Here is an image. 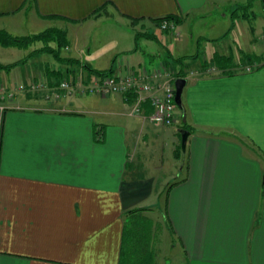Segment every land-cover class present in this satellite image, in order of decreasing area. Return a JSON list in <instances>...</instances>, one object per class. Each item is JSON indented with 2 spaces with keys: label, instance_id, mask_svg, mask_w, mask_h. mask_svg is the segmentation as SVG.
Masks as SVG:
<instances>
[{
  "label": "crops",
  "instance_id": "0c3cea01",
  "mask_svg": "<svg viewBox=\"0 0 264 264\" xmlns=\"http://www.w3.org/2000/svg\"><path fill=\"white\" fill-rule=\"evenodd\" d=\"M225 1L0 0V24L11 28L27 14L78 25L115 16L154 36L150 28H160L152 19L170 15L174 27L195 23L209 30L230 19L233 28L244 17L234 8L251 0ZM99 7L108 13L93 16ZM245 27L255 38L253 26ZM261 52L245 51L232 66L217 64L211 72L204 67L212 60L198 58L193 70L200 73L186 77L176 128L127 114L117 93L55 98L28 89L34 81L51 84L62 76L37 54L1 69L6 89L23 86L0 110V264H118L129 209L150 220L144 238L153 264L159 236L177 264H264ZM217 55L223 60V53ZM249 62L255 66L243 69ZM140 63L135 54L129 64ZM110 65L113 71L128 66ZM182 122L189 127L183 159Z\"/></svg>",
  "mask_w": 264,
  "mask_h": 264
},
{
  "label": "rangeland",
  "instance_id": "374dc122",
  "mask_svg": "<svg viewBox=\"0 0 264 264\" xmlns=\"http://www.w3.org/2000/svg\"><path fill=\"white\" fill-rule=\"evenodd\" d=\"M223 2L226 1L223 0ZM235 10L239 14H244V17H240L236 21L233 20L236 23L233 28L230 27L232 24L230 23L232 22L230 19H227L225 23L227 26H225V24L223 26L222 24L223 28L219 26L209 30L206 28L207 26H201L195 23H189L188 25L178 24L173 29H160L162 31L159 29L157 30V28L153 26L149 31L154 32L156 38L154 36H145L139 32V30L141 29L142 31L143 28H139L138 24H131L125 20L117 19L115 16L100 17L78 25L55 21L41 22L34 20L27 14L23 18V21L15 23L13 27L8 28L4 26L5 29L3 25L0 24V29H4L10 35H26L37 33L51 26L63 28L66 31L68 42L65 46L60 48V54L64 56L72 55L82 62H87L99 69H106L110 64L116 66V64L120 62L130 65L129 63H132L133 56L136 54L139 56V61H141L140 65L144 64L148 68H157L159 63H163L166 66L168 64L171 65V70L173 71L175 68L178 69L181 67L187 73L195 68L198 63V58L201 61H206V63H209L210 59H212L213 61L211 62L213 65H215L214 63H216V65L228 63L232 66L233 63L238 60V56H240V54L242 56V53L245 51L262 53L261 51L264 50V34L262 37L260 33H264L262 32L264 30V6L260 0H251L248 3L245 2L243 5L234 8V11ZM107 13V11L99 10L96 14H93V16L106 15ZM215 14L216 13L212 12L205 22ZM229 15L231 16V14ZM216 20L219 22L221 21L217 16ZM245 24L253 26L255 38H251L252 33L245 27ZM227 28H229V30ZM221 33H223V35ZM217 34L222 35L220 39H205V36L213 37L217 36ZM134 45L137 49L136 53L131 51ZM40 46H42L40 41H33V43L29 42V44L25 43L21 46L7 45L5 47L0 45V59H5V62L19 61L20 59L27 58V53L31 49H36ZM168 51H170L171 54H169ZM192 53L196 54L194 58L193 56H185L182 62L173 61V57ZM217 53L224 54L225 57L223 56V60H219L217 56H215ZM34 54H37L35 59L39 58L49 63L47 68H58L62 71L61 75L64 74V70L67 67L64 66L66 64L65 62L54 59V57L47 52L36 51ZM112 58L114 59L112 60ZM21 63L22 61H19L18 64H16L21 66ZM62 65L65 68L62 69ZM124 68L125 65L120 71L123 72ZM233 68L232 70H235V68ZM74 69L73 72H78L79 70L77 66H75ZM12 72L13 71H11V73ZM11 73L3 72V75H8L10 78ZM9 84L11 85L13 83ZM165 140L167 141L166 137ZM165 140L159 143L163 145ZM165 173L166 172L163 174ZM159 237L161 242L160 244L155 243L154 264H177V261H175L176 259L172 256L173 250L169 249L166 245L168 242L165 239L163 240L161 236Z\"/></svg>",
  "mask_w": 264,
  "mask_h": 264
},
{
  "label": "built area",
  "instance_id": "2783aa9c",
  "mask_svg": "<svg viewBox=\"0 0 264 264\" xmlns=\"http://www.w3.org/2000/svg\"><path fill=\"white\" fill-rule=\"evenodd\" d=\"M160 29H173L174 24L166 19L160 20ZM255 64L245 65L243 69L249 70ZM174 68V67H173ZM216 66L204 67V72H211ZM176 70V68H175ZM174 70V71H175ZM171 66L159 63L157 68H148L146 65H128L120 73L117 70L105 73L87 75L81 68L78 72L63 74L57 80H52L51 84L42 80L27 84L28 89H41L44 96L52 95L57 98L63 95H84L97 94L107 95L117 93L128 105L127 114H140L143 119L161 126H174L181 120L180 109L176 106L174 96L173 79L176 77ZM200 71L192 70L185 72L188 74ZM23 85L13 84L6 89L0 83V110L6 106L4 101L10 100L16 89H21ZM150 106V111L145 112L143 104Z\"/></svg>",
  "mask_w": 264,
  "mask_h": 264
},
{
  "label": "trees",
  "instance_id": "16d2710c",
  "mask_svg": "<svg viewBox=\"0 0 264 264\" xmlns=\"http://www.w3.org/2000/svg\"><path fill=\"white\" fill-rule=\"evenodd\" d=\"M99 9L100 7L94 11L98 12ZM162 19H166L173 23L176 22V19L170 15H165L159 18H153L152 21L154 22V24H159L160 20ZM131 22L133 23V20H131ZM141 33L144 34V32H141ZM151 35L152 34L150 33L147 36H151ZM33 41L34 42L40 41L42 43V46L36 49H31L27 53V57L31 56L36 51L47 52L51 54L54 57V59L61 61V62H65L68 65H71V66L67 65V67L64 70V74L73 72V70H75L74 69L75 66H77L78 68H81V70H83L84 73L87 75H90L92 73L100 74V73L112 71L111 65L106 69H99V68L91 67L86 62H82L76 57L61 55L60 48L65 46L66 43L68 42L66 38V31L63 28L51 26L37 33H30L26 35H10L4 29H0V45L21 46L22 44H25V43H28V44L29 42L33 43ZM191 55H195V54H191ZM185 56H190V54L173 57V61L182 62L183 59H185L184 58ZM215 56H219V55H215ZM245 56L247 55L245 54ZM23 59L19 61H22ZM113 59L114 58H112V60ZM243 60L244 61L248 60V58H243ZM19 61H13L9 63L0 62V70L8 69L11 66H14ZM247 65H250V62ZM217 67H220V66H217ZM51 71H54L55 73H62V71L59 70L58 68H52ZM184 74H185V71L181 67L174 71L175 76H184ZM180 127L183 129L189 128L183 122L181 123ZM135 210L136 209H129L124 212L121 243H120L119 255H118V264H153V258H151V256L147 253L148 248L145 245L146 239L144 238L145 237L144 231H146V228L150 225V220L147 216L143 217L141 215L135 214L134 213Z\"/></svg>",
  "mask_w": 264,
  "mask_h": 264
},
{
  "label": "water",
  "instance_id": "95a60500",
  "mask_svg": "<svg viewBox=\"0 0 264 264\" xmlns=\"http://www.w3.org/2000/svg\"><path fill=\"white\" fill-rule=\"evenodd\" d=\"M186 79L182 76H176L173 79L174 83V102L178 108L181 107V92L183 89V86L185 84ZM188 135V130H182L180 132V138H179V149H180V156L181 159H183V154H184V148H185V140Z\"/></svg>",
  "mask_w": 264,
  "mask_h": 264
}]
</instances>
